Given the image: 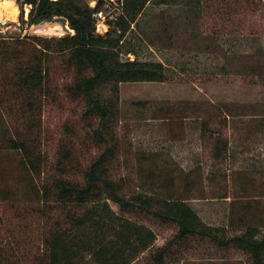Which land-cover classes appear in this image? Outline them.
<instances>
[{
	"label": "rangeland",
	"instance_id": "1",
	"mask_svg": "<svg viewBox=\"0 0 264 264\" xmlns=\"http://www.w3.org/2000/svg\"><path fill=\"white\" fill-rule=\"evenodd\" d=\"M120 1H105L96 18L100 33L121 13ZM0 2L19 8L15 22L0 23L1 36L53 39L74 34L63 19L28 27L30 7L20 0ZM45 26L50 31L38 32ZM133 28L128 47L142 60L165 63L169 71L164 83L121 86L116 130L121 153L114 171L132 191L186 196L205 223L229 227L231 234L248 227L264 230V1L154 0ZM135 57L124 54L122 59ZM53 72L50 88L57 99L46 101L41 117L42 173L44 178L63 173L59 163L69 151L75 167L66 173L81 178L99 150L90 139L83 104L63 89L70 73L62 65ZM0 115L2 140L13 132L12 117L3 110ZM205 121L229 142L224 163L213 159L214 141L201 137ZM21 158L19 152L0 149V260L36 264L33 260L44 254L43 240L55 229L60 212L45 211ZM37 183L40 188L42 181ZM111 207L155 233L154 245L132 264H155L152 255L171 243L166 264H251L241 251L221 249L208 240L174 244L176 226ZM31 209L42 214H31Z\"/></svg>",
	"mask_w": 264,
	"mask_h": 264
},
{
	"label": "trees",
	"instance_id": "2",
	"mask_svg": "<svg viewBox=\"0 0 264 264\" xmlns=\"http://www.w3.org/2000/svg\"><path fill=\"white\" fill-rule=\"evenodd\" d=\"M20 1L31 8L28 27L63 19L74 31L53 39L0 35V114L3 110L12 117L13 130L0 140V149L20 153L22 167L29 174L27 181L41 198L40 203L46 205L45 211L60 212L55 229L43 240L44 254L33 261L36 264H132L154 245L156 236L149 227L117 214L111 207L113 204L121 213L176 226L174 244L188 239L208 240L221 249L233 247L241 251L251 264H264L262 228L248 227L231 234L229 227L205 223L186 196L132 191L127 179L114 171L121 153L116 132L121 86L164 83L168 76L169 67L165 63L142 60L128 47L133 26H138L148 4L154 0H121V13L108 21L105 34L97 33L95 18V14L105 10L103 0ZM92 2H96L94 8L90 6ZM124 54L136 57L124 60ZM56 61L70 73L63 89L70 98L83 104L90 139L99 150L80 173L81 178L66 173L75 167L69 151L65 152L64 162L59 163L63 173L47 178L42 173L41 117L46 101L57 99V93L50 88L53 71L61 68ZM201 129L202 139L214 141V161L224 163L229 142L222 131L210 121L203 122ZM38 181H42L40 188ZM29 211L42 214L41 209ZM171 244L152 255L155 264H166ZM0 264L9 263L1 259Z\"/></svg>",
	"mask_w": 264,
	"mask_h": 264
},
{
	"label": "bare ground",
	"instance_id": "3",
	"mask_svg": "<svg viewBox=\"0 0 264 264\" xmlns=\"http://www.w3.org/2000/svg\"><path fill=\"white\" fill-rule=\"evenodd\" d=\"M19 16V8L16 5L6 6L0 2V23L4 22H15ZM50 27L45 26L44 28H39L38 32L44 30V32L50 31Z\"/></svg>",
	"mask_w": 264,
	"mask_h": 264
},
{
	"label": "built area",
	"instance_id": "4",
	"mask_svg": "<svg viewBox=\"0 0 264 264\" xmlns=\"http://www.w3.org/2000/svg\"><path fill=\"white\" fill-rule=\"evenodd\" d=\"M104 1H106V0H104ZM92 4L94 5V4H96V2H92ZM102 16V13L101 12H99V13H97V14H95V18H98V17H101ZM97 33H99V34H102V33H100V31L97 29ZM106 33V32H105ZM104 33V34H105Z\"/></svg>",
	"mask_w": 264,
	"mask_h": 264
}]
</instances>
